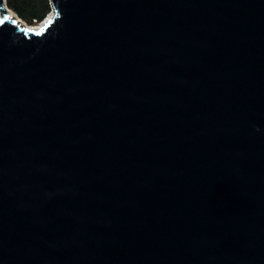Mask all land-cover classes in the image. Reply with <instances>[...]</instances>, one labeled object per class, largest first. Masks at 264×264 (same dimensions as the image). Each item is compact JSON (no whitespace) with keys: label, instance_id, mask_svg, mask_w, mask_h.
Here are the masks:
<instances>
[{"label":"water","instance_id":"95a60500","mask_svg":"<svg viewBox=\"0 0 264 264\" xmlns=\"http://www.w3.org/2000/svg\"><path fill=\"white\" fill-rule=\"evenodd\" d=\"M5 1L0 264H264V0Z\"/></svg>","mask_w":264,"mask_h":264},{"label":"trees","instance_id":"16d2710c","mask_svg":"<svg viewBox=\"0 0 264 264\" xmlns=\"http://www.w3.org/2000/svg\"><path fill=\"white\" fill-rule=\"evenodd\" d=\"M6 3L29 24L42 21L52 10L51 0H6ZM4 8L9 14V10Z\"/></svg>","mask_w":264,"mask_h":264},{"label":"bare ground","instance_id":"6f19581e","mask_svg":"<svg viewBox=\"0 0 264 264\" xmlns=\"http://www.w3.org/2000/svg\"><path fill=\"white\" fill-rule=\"evenodd\" d=\"M10 12H11V14H12L13 16L19 17V16L16 15L17 13H15V12H14L15 14L12 13L13 10H10ZM51 15H52V12L49 14V16L51 17ZM18 20H19V19H18ZM19 21H20V20H19ZM24 21H25V20H24ZM24 21H20V22L23 24ZM24 23H25V22H24ZM30 27H31V26H30ZM38 27H39V26H33V28H35V29H37Z\"/></svg>","mask_w":264,"mask_h":264},{"label":"built area","instance_id":"2783aa9c","mask_svg":"<svg viewBox=\"0 0 264 264\" xmlns=\"http://www.w3.org/2000/svg\"><path fill=\"white\" fill-rule=\"evenodd\" d=\"M5 7L10 11L11 9L8 7V5H7V3H6V1H5ZM49 16V13H48V15L42 20V21H40L39 22V25L38 26H40L46 19H47V17ZM32 25V24H31Z\"/></svg>","mask_w":264,"mask_h":264},{"label":"snow or ice","instance_id":"6c2138e0","mask_svg":"<svg viewBox=\"0 0 264 264\" xmlns=\"http://www.w3.org/2000/svg\"><path fill=\"white\" fill-rule=\"evenodd\" d=\"M8 19H10V17H8V16H5L3 19H0V24L4 23V21H5V20H8ZM49 22H50V21H49ZM13 23H16V21L13 20ZM45 27H46V25H45ZM26 31H30V30H26Z\"/></svg>","mask_w":264,"mask_h":264},{"label":"rangeland","instance_id":"374dc122","mask_svg":"<svg viewBox=\"0 0 264 264\" xmlns=\"http://www.w3.org/2000/svg\"><path fill=\"white\" fill-rule=\"evenodd\" d=\"M15 11H13L12 13H14ZM16 13V12H15ZM14 13V14H15ZM17 16H19L18 14H16ZM20 17V16H19ZM24 21V20H23ZM29 24V23H28ZM39 25V22H36L35 24H32V26H38Z\"/></svg>","mask_w":264,"mask_h":264}]
</instances>
